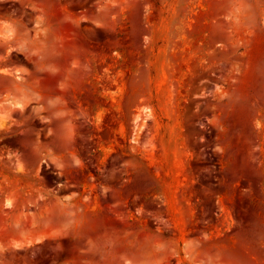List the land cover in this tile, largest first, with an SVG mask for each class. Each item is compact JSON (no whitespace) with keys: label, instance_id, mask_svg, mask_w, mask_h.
Wrapping results in <instances>:
<instances>
[{"label":"rangeland","instance_id":"rangeland-1","mask_svg":"<svg viewBox=\"0 0 264 264\" xmlns=\"http://www.w3.org/2000/svg\"><path fill=\"white\" fill-rule=\"evenodd\" d=\"M0 264H264V0H0Z\"/></svg>","mask_w":264,"mask_h":264},{"label":"crops","instance_id":"crops-1","mask_svg":"<svg viewBox=\"0 0 264 264\" xmlns=\"http://www.w3.org/2000/svg\"><path fill=\"white\" fill-rule=\"evenodd\" d=\"M57 207L54 210L47 213L46 216L37 218L34 228L32 229L33 234H40L44 227L45 222L51 219L52 225L50 228H53L51 234L58 235L59 233H68L76 234L80 237L87 234V227L84 226V223L87 222V212H71L68 209V205H77L75 202L71 201H59L56 202ZM67 205V206H66ZM67 207V208H66ZM71 208V206H69ZM20 228V227H19ZM17 227V229H19ZM22 228V227H21ZM63 228V229H62ZM31 231V230H30ZM29 232L27 229H24L20 232L21 234H26ZM42 238V237H41Z\"/></svg>","mask_w":264,"mask_h":264},{"label":"bare ground","instance_id":"bare-ground-1","mask_svg":"<svg viewBox=\"0 0 264 264\" xmlns=\"http://www.w3.org/2000/svg\"><path fill=\"white\" fill-rule=\"evenodd\" d=\"M105 242L106 241H104V243H102V244H105ZM108 242V241H107ZM91 243V242H90ZM89 244V243H88ZM96 244V243H95ZM107 244V243H106ZM114 245H116V244H114ZM99 246H100V244H99ZM104 246H106V245H104ZM103 247V246H102ZM108 246H106V248H107ZM110 247V246H109ZM115 247V246H114ZM94 248H97L98 249V245L97 246H95ZM105 248V247H104ZM111 248V247H110ZM100 249V248H99ZM113 249V248H112ZM92 250H90V252H91ZM93 251H96L95 249H93ZM89 252V253H90ZM92 253H94V252H92Z\"/></svg>","mask_w":264,"mask_h":264}]
</instances>
